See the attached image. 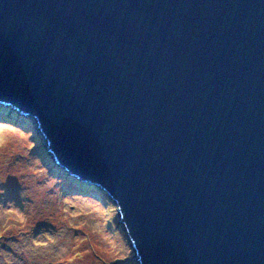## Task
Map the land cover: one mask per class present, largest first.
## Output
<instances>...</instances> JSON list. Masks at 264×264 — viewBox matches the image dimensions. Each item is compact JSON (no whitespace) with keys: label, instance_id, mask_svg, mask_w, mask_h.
<instances>
[{"label":"water","instance_id":"1","mask_svg":"<svg viewBox=\"0 0 264 264\" xmlns=\"http://www.w3.org/2000/svg\"><path fill=\"white\" fill-rule=\"evenodd\" d=\"M0 104L139 264H264V0H0Z\"/></svg>","mask_w":264,"mask_h":264},{"label":"rangeland","instance_id":"2","mask_svg":"<svg viewBox=\"0 0 264 264\" xmlns=\"http://www.w3.org/2000/svg\"><path fill=\"white\" fill-rule=\"evenodd\" d=\"M27 118L0 119V264H139L117 205L50 167Z\"/></svg>","mask_w":264,"mask_h":264},{"label":"trees","instance_id":"3","mask_svg":"<svg viewBox=\"0 0 264 264\" xmlns=\"http://www.w3.org/2000/svg\"><path fill=\"white\" fill-rule=\"evenodd\" d=\"M0 119H1V121L5 122V123H8V124H12V125H15V124L18 125L19 123H15L16 121L20 122V124H21V120L23 122H27L28 121L27 115H25L23 113H20L17 110H15V109H13V108H11L9 106H5L3 104H0ZM46 151H48L47 148H46ZM49 164H50V167H52L54 170L57 169L56 171L63 173L62 169H60L58 167V165H57V163H56V161L54 159H51V162ZM64 174H65V172H64ZM66 175H67V173H66ZM67 176H69V175H67ZM70 180L73 183H75L76 185L81 186L83 188L86 187V188H89V189L100 190L98 187L90 185V184H88L86 182L79 181L77 179H74L73 177H70ZM100 191H101V193L105 194V192H103L102 190H100Z\"/></svg>","mask_w":264,"mask_h":264}]
</instances>
